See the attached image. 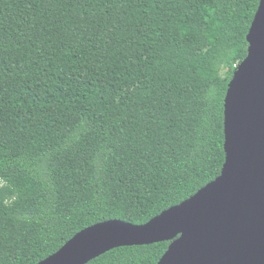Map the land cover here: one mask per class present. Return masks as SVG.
<instances>
[{
  "label": "trees",
  "instance_id": "trees-1",
  "mask_svg": "<svg viewBox=\"0 0 264 264\" xmlns=\"http://www.w3.org/2000/svg\"><path fill=\"white\" fill-rule=\"evenodd\" d=\"M261 0H0V264L145 225L222 172ZM170 242L88 264H158Z\"/></svg>",
  "mask_w": 264,
  "mask_h": 264
},
{
  "label": "water",
  "instance_id": "water-1",
  "mask_svg": "<svg viewBox=\"0 0 264 264\" xmlns=\"http://www.w3.org/2000/svg\"><path fill=\"white\" fill-rule=\"evenodd\" d=\"M224 101L221 175L145 225L110 220L39 264H88L117 248L170 245L158 264H264V0Z\"/></svg>",
  "mask_w": 264,
  "mask_h": 264
}]
</instances>
